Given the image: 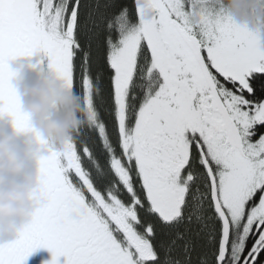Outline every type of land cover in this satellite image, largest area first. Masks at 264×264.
I'll use <instances>...</instances> for the list:
<instances>
[{
  "label": "snow or ice",
  "instance_id": "obj_1",
  "mask_svg": "<svg viewBox=\"0 0 264 264\" xmlns=\"http://www.w3.org/2000/svg\"><path fill=\"white\" fill-rule=\"evenodd\" d=\"M37 57L87 123L59 151L35 134L37 206L0 264H264V31L220 0H0L17 135L12 64Z\"/></svg>",
  "mask_w": 264,
  "mask_h": 264
},
{
  "label": "clouds",
  "instance_id": "obj_2",
  "mask_svg": "<svg viewBox=\"0 0 264 264\" xmlns=\"http://www.w3.org/2000/svg\"><path fill=\"white\" fill-rule=\"evenodd\" d=\"M232 19L251 30L264 31V0H220ZM193 23L198 16L193 15ZM33 61L18 60L12 70L19 74L14 82L21 98L22 111L30 117V130L17 135L8 121H0V243L14 239L36 209L31 199L37 188L35 162L48 156L35 134L46 140L54 150H61L64 142L87 123L79 96L57 79L44 72L33 76L22 71Z\"/></svg>",
  "mask_w": 264,
  "mask_h": 264
},
{
  "label": "flooded vegetation",
  "instance_id": "obj_3",
  "mask_svg": "<svg viewBox=\"0 0 264 264\" xmlns=\"http://www.w3.org/2000/svg\"><path fill=\"white\" fill-rule=\"evenodd\" d=\"M22 60H24V59H22ZM33 60H35V59H33ZM33 60H27V61H33ZM31 65H33V64H26L24 66V68L22 69V71L30 73L33 76L42 75L44 72H46V71H40V70H33ZM18 78H19V74H18ZM61 259H64V257L59 258L60 264H64V262H61ZM51 260H52V255H50L48 253V251L45 252V248H40V249H37L27 259L26 264H50ZM64 260H66V258Z\"/></svg>",
  "mask_w": 264,
  "mask_h": 264
},
{
  "label": "trees",
  "instance_id": "obj_4",
  "mask_svg": "<svg viewBox=\"0 0 264 264\" xmlns=\"http://www.w3.org/2000/svg\"><path fill=\"white\" fill-rule=\"evenodd\" d=\"M47 251H48V253H49L50 255H52L51 251H50L49 249L45 248V252H47ZM61 262H65V260H64V259H61Z\"/></svg>",
  "mask_w": 264,
  "mask_h": 264
},
{
  "label": "rangeland",
  "instance_id": "obj_5",
  "mask_svg": "<svg viewBox=\"0 0 264 264\" xmlns=\"http://www.w3.org/2000/svg\"><path fill=\"white\" fill-rule=\"evenodd\" d=\"M64 259H65V257H64Z\"/></svg>",
  "mask_w": 264,
  "mask_h": 264
}]
</instances>
